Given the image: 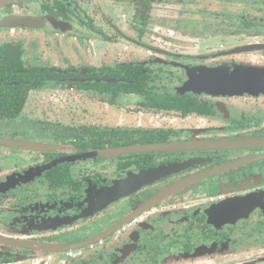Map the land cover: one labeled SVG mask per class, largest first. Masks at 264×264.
Wrapping results in <instances>:
<instances>
[{
	"label": "flooded vegetation",
	"instance_id": "af4514ba",
	"mask_svg": "<svg viewBox=\"0 0 264 264\" xmlns=\"http://www.w3.org/2000/svg\"><path fill=\"white\" fill-rule=\"evenodd\" d=\"M121 7L131 9L125 29L115 23ZM12 17L44 22L0 26V264H264V248L238 258L244 239H264L262 201L242 218L211 216L222 202L264 198V93L180 91L187 74L264 69V0H14L0 24ZM58 33L89 44L87 54L96 42L139 49L145 35L158 46L129 65L113 61L117 50L96 67L75 56L49 62ZM125 147L136 149L112 153ZM173 166L97 198L127 176ZM49 220L55 227L43 228Z\"/></svg>",
	"mask_w": 264,
	"mask_h": 264
},
{
	"label": "water",
	"instance_id": "95a60500",
	"mask_svg": "<svg viewBox=\"0 0 264 264\" xmlns=\"http://www.w3.org/2000/svg\"><path fill=\"white\" fill-rule=\"evenodd\" d=\"M14 0H0V9L6 4ZM23 2H29L32 0H19ZM51 20V19H50ZM52 21V20H51ZM43 20L35 17H12L10 19H5L2 21L0 26L2 27H25V28H39L43 25ZM55 25L59 24L52 21ZM201 74H187V81L182 84L180 91H194L196 89L200 91H211L213 93H221L228 96L249 94L256 95L261 92L264 93V69L247 67V66H235L232 70L225 68L205 70ZM103 80L106 83H116L118 80L113 79H95V81ZM236 143H227L225 147L232 148L236 147ZM184 147V145H177ZM157 148V147H156ZM216 148V147H215ZM136 149L134 147L118 148L112 153H123ZM182 149V148H181ZM185 149V148H184ZM107 153V152H100ZM180 169L179 167L173 166L170 168H158L155 170H150L147 172L139 173L133 176H127L116 182L114 188L105 191L104 193H96L97 198L101 199L102 204L108 202L109 200L123 196L129 192L134 191L139 186L152 182L153 180L166 175L169 171H176ZM264 198L257 197H244L241 201L234 200L225 201L213 207L211 211V216H216L219 212L235 213L233 216L238 219L243 216L247 210L258 206L261 201L262 204ZM104 205L98 207L102 208ZM263 206V205H262ZM264 208V206H263ZM264 210V209H263ZM241 213H243L241 215ZM242 218V217H241ZM52 220L46 222L43 228H54L55 226L51 224ZM39 229V228H38ZM26 248L27 247H23ZM67 251V248L63 250L56 251V254H62Z\"/></svg>",
	"mask_w": 264,
	"mask_h": 264
},
{
	"label": "rangeland",
	"instance_id": "374dc122",
	"mask_svg": "<svg viewBox=\"0 0 264 264\" xmlns=\"http://www.w3.org/2000/svg\"><path fill=\"white\" fill-rule=\"evenodd\" d=\"M110 8H112V7H110ZM130 10L131 9H129L128 7L125 8V9L123 7H121V8H119L120 13L118 11H113L114 14H115V17H116L115 23L117 24L118 28L125 29L126 20L121 18V13L124 12L125 14H129ZM109 11H111V10H109ZM157 12H158L157 10H152L151 11V14H150V19L151 20H157V17H158V15H157L158 13ZM5 32H6L5 29L0 28V38L5 39V37H4L5 36ZM19 34H20V32L18 34H16V35H19ZM26 36L29 37L28 33L26 34ZM54 38L55 39H59L61 45L58 46L59 47L58 50H55V48H54L53 52H52V48H50L48 50L45 49L46 50L45 52H47V53L51 52L50 54H48V58H47V60L49 62H51L52 59H54L55 57H61L60 55H62L63 57H66V58H71V57L75 56L77 58L76 64H85V65L89 64L90 66H95V67L99 66L101 64L100 62H98V59L101 58V54L103 52H105V51L109 50L112 53V51L117 50V52L124 53V54H121L118 57H114L113 61H116L117 63H121V64L127 63L129 65L130 62H131V61H129V58L130 59L136 58L138 60H143L144 58H146L144 56V54H143L144 52L142 51V49L144 50V47L150 46V44H154V46H151V47H152V49H155L154 52H157L156 48L158 46V41H150L149 40V36L145 35V38L143 40V47L141 46L140 43L137 44V47L139 49H137V48L134 49V46L133 47H129L127 45H124V47H122V48H120V47H114L113 48L111 44L107 46L106 44H102L100 42H96V44L94 46L92 45V48H91V52L92 53L87 54V52L85 51L86 50L85 48H87L89 46V44L85 45V43L83 41H80V40H78V41L69 40L68 41V39L62 38V36L59 33L56 36H54ZM40 39H41V41L44 40L41 37H40ZM218 42L219 41L215 42L214 44L218 46ZM26 43H29V39L26 40ZM49 45H50V43H47V46H49ZM229 45H230V43H229ZM148 48H150V47H148ZM131 52H133L132 56H130ZM93 54H94V61L88 63V60L93 59V58H91V55H93ZM212 54H214V53H212ZM81 59H82V61H81ZM108 60L106 62H108ZM240 65L254 66V65L249 64V63H240ZM236 98H238V97H236ZM237 100H235L234 103H237L238 107L241 108L242 106H244L242 101L238 102ZM261 101H263V100L256 101V102L260 103ZM243 102L246 103V100L243 101ZM188 122L189 121H187L186 123L182 122L181 126H183V127L187 126ZM35 138L38 139V140H41V141H48V139L45 138V137H37V136H35ZM262 248H264V239L263 238L259 239V237H256L254 239V238L251 237L249 239H244V242H243L242 248H241L242 250H240L238 252V258H240L242 261H245V260L250 261L252 259V256H248V255L249 254H253L254 251H256L258 253L257 255L259 256L260 255L259 254L260 253V249H262ZM246 250H248V251L246 252ZM245 256H247L246 259H245ZM59 258H63V255L60 254L57 259H59ZM191 260H193V261H191ZM200 260L203 262L202 259L189 258V260L176 259V260H174L171 263H173V264H201V262H199ZM221 260L223 261V259H221ZM222 261L217 260V262H222Z\"/></svg>",
	"mask_w": 264,
	"mask_h": 264
},
{
	"label": "trees",
	"instance_id": "16d2710c",
	"mask_svg": "<svg viewBox=\"0 0 264 264\" xmlns=\"http://www.w3.org/2000/svg\"><path fill=\"white\" fill-rule=\"evenodd\" d=\"M107 87H109V86H114V87H127V86H129V85H127V84H115V85H106Z\"/></svg>",
	"mask_w": 264,
	"mask_h": 264
}]
</instances>
